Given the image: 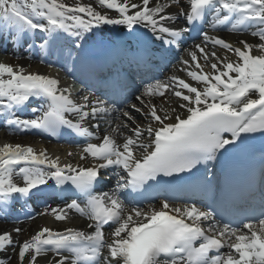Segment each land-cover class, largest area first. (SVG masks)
Segmentation results:
<instances>
[{
    "label": "snow or ice",
    "instance_id": "1",
    "mask_svg": "<svg viewBox=\"0 0 264 264\" xmlns=\"http://www.w3.org/2000/svg\"><path fill=\"white\" fill-rule=\"evenodd\" d=\"M185 2L153 0L150 6V0H99L104 7L100 11L92 3L0 0V36L17 44L38 35L35 46L41 50L63 36L70 41L68 55L73 60L86 58L88 38L107 25L126 29L128 34L145 29L153 43L160 42L162 57L180 49L188 34L208 22V17L213 29L221 25H230L234 33L252 29L250 34L256 38V43L240 40L236 46L201 29V42L188 52L192 63L180 60V71L201 86L173 75L168 83L147 84L140 95L133 94L135 102L127 104L126 95L114 100L110 96L109 101L84 95L77 102L58 79L0 63V116L14 131L55 136L67 128L89 140L100 139L85 122H95L91 126L98 129L100 121L113 116L105 121L108 128L102 141L88 142L83 149L80 159L91 157L95 163L90 166L61 165L59 157L50 158L46 151L19 143L0 147V205L5 215L10 201L29 199L33 189L53 181L59 190L78 197L63 208H53L55 218L66 220L68 211L75 210L87 218L86 228L91 230L44 227L20 241L13 232L18 237L21 229L15 228L0 232V252L18 246V264H38V257L49 251L54 255L48 264H264V149L258 207L231 213L227 187L223 194L203 199L199 207L170 203L181 198L177 183L194 170L207 168L229 148L256 134L264 137V0H189L190 10ZM109 10L117 15L111 16ZM180 17L185 18V26L173 23ZM209 45L235 53L238 62L221 58ZM27 46L31 51L34 45ZM198 53L210 66L209 72L203 70ZM151 55L145 47L137 62ZM156 97L159 100L153 103ZM40 98H46V103L31 109L36 113L32 118L16 115ZM117 137L123 142L118 143ZM109 170V178L116 177L115 185L97 191L105 179L101 172ZM16 175L22 177L21 183L14 179ZM153 192L164 197L158 208L145 203L155 198ZM105 226L111 228L110 238L105 237ZM0 264H5L4 259Z\"/></svg>",
    "mask_w": 264,
    "mask_h": 264
},
{
    "label": "bare ground",
    "instance_id": "2",
    "mask_svg": "<svg viewBox=\"0 0 264 264\" xmlns=\"http://www.w3.org/2000/svg\"><path fill=\"white\" fill-rule=\"evenodd\" d=\"M62 2L67 3L69 5H75L78 3H92L94 7H97V10H100V11L104 10V7L99 4V0L98 1L97 0H62ZM133 2L140 3V0H133ZM160 2H162V0H160ZM150 6H153V0H150ZM184 7L186 10H190L189 0H186ZM109 14L113 17H115L117 15L115 10H109ZM182 20L183 19H181V17H180L179 20H174L173 23L176 24L177 22H182ZM101 30H100V32L103 35V37H105V38L110 37L109 33L107 34L104 32L103 27H101ZM122 30L124 32L128 33L126 29H122ZM251 30L252 29H249L248 31L235 32V33L232 31H224L221 33L213 31V32L209 33V35L221 36L223 38H226L229 42L236 44V46H240V44L238 43V41H240V40H246L250 43H256V38H254L250 34ZM208 48H209V50L216 51L217 55L220 56L221 58L227 56L229 61L238 62L239 58L237 57V55L235 53H229L226 50H223L220 48L213 49L211 47V45H209ZM8 49H10V52L12 51V49L9 46L6 50H8ZM186 49H187V53L189 51L195 50L192 46H187ZM10 52L7 54L6 58L0 60V63H8V64L13 65L14 67H17V68L19 66H23L26 72H28V71L38 72L40 74L48 75V76L53 77V78L59 77L58 71H54L52 68H49L48 66L44 65L43 62L39 63L37 60H31L30 58L32 56H34V53H32L31 51L28 50L26 53L23 51H19V52L13 51L12 54H10ZM31 54H32V56H30ZM252 54L256 55L257 51L255 49H253ZM198 58L200 60L201 65L203 66V70L205 72H209L210 66L204 63L203 59L201 57H199V53H198ZM185 60H189L190 63H192L191 59L187 55H185ZM170 66H172V68H171V71L166 72L167 76L169 74H171L172 76L176 75L180 78L185 79L189 83H193L194 86H198V87L201 86V85L193 82L191 80V78L187 76V74L185 72L180 71V69L183 67V65H181L180 61L178 62L177 60L176 61L173 60L172 64ZM179 66H181V68H179ZM177 73H179V74H177ZM5 78H7V77H5ZM164 83H168L167 79L164 81ZM140 84H142V82ZM84 95L85 94H83V93L78 94L76 96V101L81 102L82 97ZM158 100H159V97H156L152 100V102L155 103ZM134 102H135V100H133L131 103H134ZM126 103L127 102H125V104ZM165 107H167V105H165ZM110 117H112V116H110ZM88 127H90V126H88ZM9 132L7 131V128L0 126V147H2L5 143H12V144L19 143V144H22L24 146H31L37 152L46 151V154L50 158L59 157V161H60L61 165L65 164V163H70L73 166H75L77 164L90 166L92 163H95V161H93L91 157H88L87 161H81L80 157L83 153V149L82 150L77 149L79 151V153H78L76 151V149H73L71 146H69V148H68L67 146H63L62 144H57V143L39 140L33 134L20 135L16 132H10L11 134ZM98 132H99V130H98ZM100 136H104L103 133H100ZM117 142L122 143L123 142L122 137H117ZM69 153H72V155H69ZM21 166H25V165H23V164L18 165L17 168H19ZM101 175L105 178L108 177V184L112 183L115 185V181H116L115 176L113 178L112 177L109 178L110 177L109 175L104 174L102 172H101ZM14 179L16 180L17 183L22 182V177L20 175H16L14 177ZM109 187L110 186L104 188V190L111 189ZM162 200H163V198L159 199L157 202L147 203V204L155 206L158 208L160 201H162ZM170 203L174 204L175 206H180V207H183L185 205H190L189 203H183L181 201H176V202L170 201ZM11 205L12 204L9 203L7 208H9ZM0 207H2V205H0ZM1 210H3V207L1 208ZM72 211H73V215L68 214V219H66V220H57L56 218H53L52 213L50 211H47L46 213L42 214L38 218H33L31 220H28V221L20 223V224L14 223L9 217H4V218L0 217V232H3V231L12 232L13 229L19 228V229H21V231H20L18 237H17V234L15 232H13V236L18 238L20 241L30 239L33 235H35L37 232H39L44 227L51 228L54 231H63L66 228H77V229H83L85 231L90 232L91 230L86 228V224L88 223L87 218L82 216L81 214L77 213L75 210H72ZM103 231L105 232V237L110 238L109 233L111 232V228L108 226H105ZM18 251H19V247L17 246L15 251L9 249L7 251L0 252V255H5V254L11 255V253H13V254H15V256H17ZM226 251H227V249H224V252H226ZM53 255L54 254L51 251H49L46 254V256L38 257V264H48L49 259H51Z\"/></svg>",
    "mask_w": 264,
    "mask_h": 264
},
{
    "label": "rangeland",
    "instance_id": "3",
    "mask_svg": "<svg viewBox=\"0 0 264 264\" xmlns=\"http://www.w3.org/2000/svg\"><path fill=\"white\" fill-rule=\"evenodd\" d=\"M7 257H11V259ZM0 259H4L5 264H18V257L13 253H11V255H0Z\"/></svg>",
    "mask_w": 264,
    "mask_h": 264
}]
</instances>
